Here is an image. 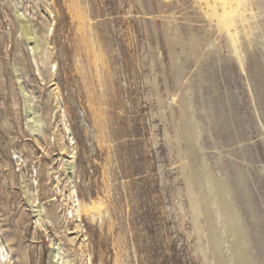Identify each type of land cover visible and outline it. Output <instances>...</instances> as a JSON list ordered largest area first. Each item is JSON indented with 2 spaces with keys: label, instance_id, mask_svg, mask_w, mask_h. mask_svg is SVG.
<instances>
[{
  "label": "rangeland",
  "instance_id": "rangeland-1",
  "mask_svg": "<svg viewBox=\"0 0 264 264\" xmlns=\"http://www.w3.org/2000/svg\"><path fill=\"white\" fill-rule=\"evenodd\" d=\"M209 16L201 0H0L10 264L55 249L60 264H264V28L241 67Z\"/></svg>",
  "mask_w": 264,
  "mask_h": 264
},
{
  "label": "bare ground",
  "instance_id": "bare-ground-1",
  "mask_svg": "<svg viewBox=\"0 0 264 264\" xmlns=\"http://www.w3.org/2000/svg\"><path fill=\"white\" fill-rule=\"evenodd\" d=\"M201 2L205 6L206 10L208 11V13L210 15L209 17H211L212 21L225 34V36L227 38L228 46L232 50V53H233L235 59L237 60V62L242 67L244 64L243 62L245 61V58L247 56V50H249L247 48V45L250 47L252 42H253V39L257 38L258 35L260 36V31H261V29L264 28V0H201ZM24 21H22V22H24ZM22 24H23V30H24V33H25L27 40L31 41L32 37H31L30 29L28 27V22H25ZM261 35H263V34H261ZM32 42H34V41H32ZM66 123L68 124V122H66ZM67 130H68L67 132H69L70 134L72 133L69 126H68ZM72 143L75 144V141L73 138H72ZM75 154L73 153L74 158H75ZM75 159H73V160H75ZM213 187H215V186H213ZM216 190H217V188H216ZM218 196H219V194H218ZM222 197H223V195H222ZM218 199H221V198H218ZM223 199H222V201H223ZM72 200L74 203V209L79 216H81L82 213H88V214L90 213V215L92 213L95 217L100 216L99 212L101 210V207L98 203L94 202L91 205L82 203L80 201V199L78 198L77 193L75 191L72 192ZM212 201H213V198H212ZM225 201L226 200L224 199L223 202H225ZM228 206H229V204H228ZM35 212H38V211H35ZM231 213H232V211H231ZM225 216H226V214H225ZM39 222L41 223V220ZM231 230H232V228H231ZM239 231L237 232L234 230L233 231L234 236L239 237L240 233H241V232L239 233ZM60 253H62V252H60ZM238 255H239L238 257L240 258L241 261H245V260L249 259L246 256L247 254H246L245 250H243V249L239 250ZM59 257H60L59 256V250L55 249L53 251V254H52V258H53L52 264H60ZM246 258H248V259H246ZM10 262H11L10 252L6 249L5 245L3 243H1V246H0V264H10Z\"/></svg>",
  "mask_w": 264,
  "mask_h": 264
},
{
  "label": "built area",
  "instance_id": "built-area-1",
  "mask_svg": "<svg viewBox=\"0 0 264 264\" xmlns=\"http://www.w3.org/2000/svg\"><path fill=\"white\" fill-rule=\"evenodd\" d=\"M1 242H2V238H1V236H0V246H1ZM6 247H7V246H6ZM7 248H8V247H7ZM7 248H6V249H7ZM8 249H9V248H8Z\"/></svg>",
  "mask_w": 264,
  "mask_h": 264
}]
</instances>
